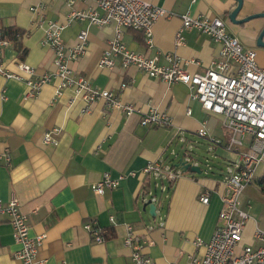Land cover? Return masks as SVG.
Masks as SVG:
<instances>
[{
  "label": "crops",
  "instance_id": "1",
  "mask_svg": "<svg viewBox=\"0 0 264 264\" xmlns=\"http://www.w3.org/2000/svg\"><path fill=\"white\" fill-rule=\"evenodd\" d=\"M147 1L170 15L154 23L152 47L143 32L123 28L122 40L131 50L158 55L161 63H166V54H176L187 71L204 74L219 56L221 45L195 28H182L181 16L220 17L231 34L256 50L257 62L264 68V47L257 45L264 16L232 22L229 13L237 6L236 0ZM77 11L103 14L92 0H0V30L10 37V44L0 52L4 66L29 77L19 70V62H25L36 69L32 78L54 72V52L43 42L48 22L62 26L61 37L68 47L75 46L80 31L87 29L85 52L70 62L74 78H87L139 111L126 115L109 108L103 99L87 102L72 88L56 94L57 80L44 84L36 97L26 98L25 81L0 74V143L12 157L10 165L0 162V199L7 201L16 194L21 210L29 215L30 234H45L36 255L41 264H135L123 241L128 224L151 241L144 252L152 264H194L192 257L204 252L202 243L210 240L219 222L224 172L182 170L174 182L163 181L167 190H157L155 176L144 168L154 161L175 163L174 145L196 135L203 124L209 132L204 139H220L219 146L229 151L224 145L229 132L223 117L192 99L189 86L182 81L167 84L119 62L114 68H100L102 52L116 35L115 24H93L88 17L72 16ZM255 13H264V0H243L236 18ZM180 30L182 44L177 43ZM10 31L24 34L13 39ZM150 108L168 113L172 123L142 125L141 117ZM54 127L62 129L58 144H47L43 134ZM106 173L122 179L116 188L97 194L93 185ZM204 191L210 193L208 204L200 201ZM149 192L157 193L155 199ZM240 200L250 215L243 243L256 246L255 232L264 231V161ZM150 204L155 205V214L150 213ZM85 222L105 228L106 240L95 242ZM18 248L9 218L1 214L0 264H22L15 258Z\"/></svg>",
  "mask_w": 264,
  "mask_h": 264
},
{
  "label": "built area",
  "instance_id": "2",
  "mask_svg": "<svg viewBox=\"0 0 264 264\" xmlns=\"http://www.w3.org/2000/svg\"><path fill=\"white\" fill-rule=\"evenodd\" d=\"M103 11H77L72 16L88 17L93 24L105 25L114 23L115 37L102 52L99 61L100 68H114L117 63L123 67L134 66L146 75L158 78L167 84L176 81L186 83L190 88V97L199 101L202 107L209 112L223 117V123L229 132L227 150L236 151L240 158L227 164L224 171L225 190L221 196L222 209L219 212V222L209 241L202 243L204 252L192 257L194 264H264V231L258 229L253 244L243 243V234L249 213L241 207L240 196L247 185L253 182L256 167L264 161V68L257 62L254 48L246 47L236 36L231 34L225 21L220 17L205 15L193 16L186 13L181 16L184 29L195 28L221 45L219 56L213 61L204 74L190 73L182 67L181 58L176 54H166V63H161L158 55H148L131 50L122 40V29L130 28L144 33L149 47L153 46V25L168 11L147 0H92ZM34 10L38 8L34 7ZM62 26L49 21L45 29L43 42L54 52L56 70L48 72L39 78H32L36 69L25 62H19L20 73L6 69L0 58V74L7 78L25 81L26 98L36 97L46 83L57 80L56 94L64 89L72 88L77 96L85 101L92 102L103 99L109 108L119 109L126 115L138 112L135 105L124 103L116 94L108 89L93 86L85 77L74 78L70 62L82 55L88 46L89 32L81 30L78 42L68 47L61 37ZM182 30V29H181ZM177 33V43H183L182 31ZM17 33V37H21ZM10 44V37L6 30H0V52ZM123 87L126 83L122 84ZM191 111L188 110V114ZM172 119L168 113L150 108L141 117L142 125L168 126ZM60 127H54L43 134L47 144L57 145ZM197 135L206 138L209 132L203 124ZM212 143L221 145L222 141L212 139ZM247 145L246 151L240 147ZM12 157L8 148L0 143V162L10 165ZM194 164H198L193 162ZM145 173L153 174L157 185L162 190L168 186L163 181L174 182L182 172L181 168L171 167L163 161L148 163ZM133 175L135 173H132ZM122 176L113 178L109 173L94 183L93 189L97 194L104 193L105 189L116 188ZM160 182V183H159ZM152 192H149L151 194ZM200 201L208 204L209 191L200 195ZM6 214L12 226L13 237L19 245L15 251V258L22 264H41L36 255L41 247L45 234L32 236L30 234L29 215L21 210L18 196L12 194L7 201L0 199V215ZM114 222V216H110ZM84 228L95 242L103 243L106 240V229L93 222H85ZM124 244L131 249V259L135 264H152V260L144 248L150 240L140 237L132 225H126ZM201 244V241H199Z\"/></svg>",
  "mask_w": 264,
  "mask_h": 264
},
{
  "label": "rangeland",
  "instance_id": "3",
  "mask_svg": "<svg viewBox=\"0 0 264 264\" xmlns=\"http://www.w3.org/2000/svg\"><path fill=\"white\" fill-rule=\"evenodd\" d=\"M178 144L174 145V149L177 151V153L175 156H172L175 162L180 156H184L185 154L186 156L191 155L192 161L198 163V165L203 170V173L208 172L210 174H219L222 171L224 172L227 167V162L236 161L240 156L239 153L230 150L226 151L219 145L210 141H206V139L200 137L197 134L190 135L185 139V142H181L179 145ZM246 150V145L240 147V151ZM156 188L157 190H161L160 186L158 185H156Z\"/></svg>",
  "mask_w": 264,
  "mask_h": 264
},
{
  "label": "water",
  "instance_id": "4",
  "mask_svg": "<svg viewBox=\"0 0 264 264\" xmlns=\"http://www.w3.org/2000/svg\"><path fill=\"white\" fill-rule=\"evenodd\" d=\"M237 1V6L229 13V19L234 22V23H242L245 22L247 20H250L252 18H256V17H260V16H264V13H255L252 15H249L245 18L242 19H237V15L239 13V11L241 10L242 6H243V0H236ZM263 37H264V29L262 30V32L260 33V36L258 38L257 41V45L260 47H264V41H263ZM179 157V155H178ZM174 165L177 168H181L183 171H192V172H196V173H201L202 169L198 164H194L192 161V156H186V154L184 156H180L178 158V160L174 163ZM157 193H151V198L155 199ZM155 205L154 204H150V213L151 214H155Z\"/></svg>",
  "mask_w": 264,
  "mask_h": 264
},
{
  "label": "trees",
  "instance_id": "5",
  "mask_svg": "<svg viewBox=\"0 0 264 264\" xmlns=\"http://www.w3.org/2000/svg\"><path fill=\"white\" fill-rule=\"evenodd\" d=\"M8 33V32H7ZM17 33H20L19 35H22L23 36V34H24V32H18V31H10V36L13 38V39H18V38H21V37H17ZM171 167H176L175 165H174V163H171V165H170Z\"/></svg>",
  "mask_w": 264,
  "mask_h": 264
}]
</instances>
